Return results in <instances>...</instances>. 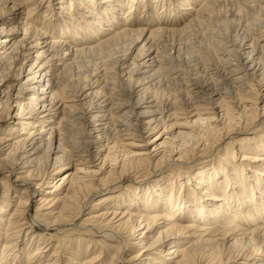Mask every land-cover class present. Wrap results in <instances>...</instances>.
Segmentation results:
<instances>
[{"label":"bare ground","instance_id":"obj_1","mask_svg":"<svg viewBox=\"0 0 264 264\" xmlns=\"http://www.w3.org/2000/svg\"><path fill=\"white\" fill-rule=\"evenodd\" d=\"M51 1L0 0V264H54L65 254L62 264H264V191L200 188L214 181L207 170L217 159L231 177L264 183L262 163L233 170L237 148L264 131V0L231 8L234 27L214 29V50L203 46L215 60L204 50L209 61L192 79L172 40L208 24L225 0ZM194 3L202 10L185 28L162 30ZM40 5L48 31L34 24ZM175 85L183 99L164 101L159 91Z\"/></svg>","mask_w":264,"mask_h":264},{"label":"rangeland","instance_id":"obj_2","mask_svg":"<svg viewBox=\"0 0 264 264\" xmlns=\"http://www.w3.org/2000/svg\"><path fill=\"white\" fill-rule=\"evenodd\" d=\"M56 2L57 0H52L51 2ZM155 1H158V3L160 4V5H162V0H155ZM178 1V3H176ZM180 0H176V4H177V6H180V2H179ZM206 1V0H205ZM227 1V2H226ZM235 1H236V4H235ZM31 2H29L28 4H30ZM195 3H198V2H195ZM195 3L192 5V6H194L195 5ZM204 4H205V2H203ZM242 2L240 1V0H225V1H222V3L220 2V4H218V5H220V7L219 6H216V7H214V9H213V11L212 12H214V13H211V14H209L210 16H208V15H206L204 18L207 20L208 19V17L210 18L208 21H207V23L208 24H206V23H204V24H202L200 27L199 26H196L197 28H194V30L192 29V30H189V31H187L189 34H187V35H185V36H188V37H185L184 36V34L182 35V40L184 41H182L181 40V38H174L172 41H170L171 39H169L168 41H170V42H168V43H170L169 45H172V43H173V47H174V49L172 50L173 51V53L176 51V50H178L179 51V60H180V67H181V69H182V71H184L185 72V76H187V79H192V78H198L200 75L202 76V72H203V70H202V64L203 63H201V62H204V64H205V61H209V59L210 60H215V53L213 54V53H211L210 52V50L213 48H211V45H209L208 46V44H210V36H211V34H215L214 32H215V30H218V29H220L221 27H223V29L224 30H226L227 28H229V30H230V28L232 29L234 26H232V25H235V23H236V17L234 18L233 17V20L234 21H232V13H231V11H232V9H234V11H236L237 12V9H238V12L240 11V10H242V13H244L243 12V10L245 9V7L243 6V4H241ZM179 4V5H178ZM185 4V3H184ZM234 4V5H233ZM240 4V5H239ZM252 4H258V1H256V3H252ZM229 5H230V7H229ZM31 5H29V6H27V8L28 7H30ZM41 6V5H40ZM38 7V9H37V11H35L36 12V15H35V18H36V20H35V22H34V24H35V26H36V28H38V29H41L42 28V30L43 29H48V27L46 28V26H43V25H45V17L46 16H44L47 12H48V9H45V7ZM46 6V5H45ZM195 6H197L196 8H200L199 7V4L197 5H195ZM228 7V9H227V7ZM127 8H128V6H126ZM172 7V6H171ZM203 7V6H202ZM223 7V8H222ZM243 7V8H242ZM222 8V9H221ZM232 8V9H231ZM195 10L196 12H194V10H193V8L189 11H182V13H180V14H178L175 18L176 19H173L172 21L171 20H166L165 18H164V21H162L161 22V25H160V27L162 28V30H164L163 28H164V26H166L165 27V30H171V29H174V27L176 26V28L177 29H183V28H185L187 25H188V23H190V21H191V19H195L196 18V16H198V12H200L201 10L199 9V10ZM217 9V10H216ZM221 9V10H220ZM226 9V10H225ZM45 10V11H44ZM141 10V9H140ZM172 10V9H171ZM221 12H219V11ZM125 11H127L126 10V8H125V10L123 9V14H124V12ZM216 11H217V13H216ZM245 11V10H244ZM185 12V13H184ZM192 12V13H191ZM193 12H194V14H193ZM241 12V11H240ZM247 12V11H246ZM24 13H25V11H23V17H24ZM188 13V14H187ZM196 13V14H195ZM223 13V14H222ZM154 14H156V13H154ZM166 14H169L168 12L166 13ZM189 14H191L189 17H190V21H189V17H188V15ZM217 15V16H215L214 17V15ZM220 14V15H219ZM182 15V16H181ZM226 15V16H225ZM194 16V17H193ZM208 16V17H207ZM213 16V17H212ZM263 16L264 15H262L261 17H259V18H263ZM137 18L139 17L140 18V16H139V12H138V14H137V16H136ZM218 17V18H217ZM222 19V20H224V22H222V20L220 19V18ZM229 17V19H227ZM255 18L257 17V16H254ZM253 16H252V19L254 18ZM138 18V19H139ZM254 18V19H255ZM258 18V17H257ZM256 18V19H257ZM163 19V18H162ZM204 19V20H205ZM166 20V21H165ZM211 20H212V22H211ZM228 20H230L229 22H228ZM168 21V22H167ZM169 21H171V22H169ZM213 21H214V23H215V25H214V23H213ZM227 21V22H226ZM257 21V20H256ZM174 23V25H173V23ZM203 22H205V21H203ZM172 23V24H171ZM187 25H186V24ZM220 23H223L224 25H221ZM234 23V24H233ZM169 24H171L170 26H168ZM219 24V25H218ZM227 24V25H226ZM152 25H155L154 23H152ZM164 25V26H163ZM213 25V26H212ZM218 25V26H217ZM163 26V27H162ZM168 26V27H167ZM183 26V28H181ZM204 26V27H203ZM220 26V27H219ZM135 27V26H134ZM151 27L153 28V29H155L154 27H159V25L158 26H147V29H151ZM159 27V28H160ZM173 27V28H172ZM214 27V28H213ZM159 28H156L157 30H161V29H159ZM170 28V29H169ZM175 28V29H176ZM200 29V30H199ZM202 29V30H201ZM203 29H204V31H203ZM213 29V30H212ZM215 29V30H214ZM49 30V29H48ZM47 30V31H48ZM206 30V31H205ZM198 31V32H197ZM200 32V33H199ZM204 32V33H203ZM205 32H207V34L205 33ZM210 32H212V33H210ZM50 33V32H49ZM192 33V34H191ZM204 35H202V34ZM210 33V34H209ZM53 35L54 36H56V39L59 37L60 39H62V41L64 40V42H69V40H72V37H71V35H61V33H59L58 31H56V30H54V33H53ZM199 35V36H198ZM208 35V36H207ZM61 36V37H60ZM184 37H185V39H184ZM206 39V40H208L209 39V41H205L204 40V38ZM207 37H209V38H207ZM97 38V37H96ZM95 38V39H96ZM189 40H188V39ZM102 39H104V38H102ZM102 39H100V40H102ZM181 41H180V40ZM191 39H193V40H191ZM94 39H91L90 41H93ZM175 40V41H174ZM181 42V43H176V42H179V41ZM88 41V40H87ZM191 41V42H190ZM198 43H197V42ZM83 42H85V41H83ZM172 42V43H171ZM196 42V43H195ZM199 42H202L200 45H199ZM207 42V43H206ZM78 43H82V40H79L78 39ZM98 44V41L96 42V41H94V42H92L91 44ZM175 43V44H174ZM186 44V45H185ZM203 44H206V46H207V48L208 49H210V50H207V48H205L206 46H203ZM168 45V46H169ZM170 47V46H169ZM178 49H177V48ZM198 48H199V51L197 52V50H198ZM202 48H205V49H203L202 50ZM180 49V50H179ZM192 50V51H191ZM197 52V54L195 53V51ZM207 51V52H209L208 54V56H209V59H208V56H207V52H205V51ZM212 50H214V49H212ZM211 50V51H212ZM194 52V53H193ZM204 52H205V54H204ZM204 54V55H203ZM210 54H211V56H213L212 58H211V56H210ZM184 56V57H183ZM203 56V57H202ZM206 56V57H205ZM200 58V59H199ZM202 58V59H201ZM206 59V60H205ZM202 60V61H201ZM184 61V62H183ZM110 62V61H109ZM91 63V64H90ZM88 62V63H86V65H84L82 68H84V69H82V70H84V72H88L91 68H93L92 67V65H93V63L92 62ZM88 64V65H87ZM200 64V65H199ZM187 65V66H186ZM87 66V67H86ZM87 70H86V69ZM185 69V70H184ZM188 70V71H187ZM202 70V71H201ZM190 72V73H189ZM196 72V73H195ZM88 74V73H87ZM190 77V78H189ZM183 86V85H182ZM180 86L179 85H175L174 86V88H171V89H169V91L170 90H172L171 92H169L168 91V89L166 90V89H164L163 91H165V93H163V91H159L160 92V96H164V98H165V96H166V98L165 99H163L164 101L166 100V99H168L169 97L172 99H176L177 98V100H179V101H181L183 98V92H180L177 88H179ZM181 88V87H180ZM182 89V88H181ZM178 91V92H177ZM163 94H162V93ZM180 92V93H179ZM264 92V91H263ZM170 93V94H169ZM172 94V95H171ZM162 100V101H163ZM177 100H176V102H177ZM8 123V122H7ZM253 133H255L254 131H252L251 132V134H253ZM241 135H239V137H240ZM262 137H264V131L263 130H261V132L253 139V140H250L247 144H245L241 149H238L237 148V152H236V156H237V158H236V162L234 163V169L233 170H235V169H246L247 167L243 164V162L244 161H246V162H249L250 164H260V163H262L263 165H264V160H259V161H248V160H242L241 158H240V156L242 155V154H244V153H250V154H252V155H254V156H259V155H263L264 154V139H262V143L260 144L258 141H261V140H259V139H261ZM219 139H220V137L217 139V142H215V143H213V142H211V141H216L215 139H212V140H210L209 142H208V144H207V146H206V148H210V147H212V146H217V144L216 143H218L219 142ZM209 143H211V145H210V147H208L209 146ZM198 147V146H197ZM225 147H227V146H225ZM197 150H200V147H198L197 148ZM225 151L224 150V147L223 148H221V149H218V151ZM205 151L204 150H202V152L201 153H204ZM213 152V151H212ZM200 153V154H201ZM211 153V152H210ZM200 154H197V155H200ZM216 155L214 154V155H212V157L210 158V159H202L201 161H198L197 162V164L196 165H194L193 167H195V168H193V167H191V168H193V170H197V172H201L203 169L201 168V167H203L205 164H203V165H200V164H202V163H204V162H209V161H211V160H213L214 159V157H215ZM253 169V168H252ZM154 170H156V169H151L150 171H154ZM217 170H222V173L221 174H219V175H216V171ZM260 170H262V172L264 173V168L261 166L260 167ZM63 171H65V169H61L58 173H57V175L58 174H60V173H62ZM149 171V172H150ZM187 171V169H185V168H183V169H180V168H177V170H175L174 172H176V173H180V172H186ZM232 171V167H228L226 164H224V163H222V161L220 160V159H217L216 161H214V162H212V165H211V167L207 170V174H208V176H211V178H214V181H212V184H208V183H204V184H201V186H200V188L201 189H203V190H205L204 189V186L205 187H207V186H209L208 187V191H213L215 194H218L219 192L220 193H223L226 189H228V188H231V187H233V188H236V190H239V191H245V192H247V191H249V192H251V193H256V192H260V191H264V183H262L261 181H258V182H256V180H253V179H250L249 177H243L242 175H237V176H234V177H231L230 176V172ZM196 171L195 172H193L192 173V178H194V180H196V179H198V178H196L197 177V175H194V174H196L197 173ZM175 173V174H176ZM144 173H143V171H140V172H138V173H134V174H132V176L133 177H137L138 176V178H137V180H140L143 176H145V175H143ZM174 174V175H175ZM193 175L195 176V177H193ZM186 179H188V180H190V177L189 176H186L185 177ZM196 178V179H195ZM261 180H263L264 181V176H262V178H261ZM125 181V180H124ZM123 181V182H124ZM138 182V181H137ZM136 183V182H135ZM168 184V183H167ZM139 188H140V186H138ZM142 187V186H141ZM145 186H143V188H144ZM167 189H168V187H167ZM145 190L146 189H144L143 191L145 192ZM149 191L147 190V192L146 193H148ZM170 192H173V193H180L181 192V190H179V185H177L176 187H173L172 189H170ZM11 195H13L14 193H10ZM193 195H192V199L193 198H197V197H195V191H193V193H192ZM8 197V196H7ZM33 199H34V201L30 204V206H29V210H30V212L32 213V212H34V209H35V206H36V204H37V199H38V195H36V193H34L33 194ZM1 199H2V197H0ZM211 202H213V201H211ZM15 204L14 203H12L11 204V206L9 207V209H12V207L14 206ZM29 205V204H28ZM243 205H245V203L243 204ZM87 211V210H86ZM86 211H85V213H86ZM258 213V212H257ZM253 217H259L258 215H253ZM3 228H5V226H1L0 227V233H1V237H0V246H1V244L4 242V240L2 239V237H3V235H2V230H3ZM37 232H38V234H43V233H45V232H47V231H45V229H37ZM23 241H25V247H26V245H31V247L33 246V248L35 247V245H36V243H34V242H32L31 243V241L30 240H28V238L27 237H25L24 238V234H23ZM26 241H27V243H26ZM35 241H36V238H35ZM34 243V244H33ZM135 250H136V248H134ZM94 252V251H93ZM92 252V253H93ZM94 254V253H93ZM66 260H68V255H61L60 256V258L54 263V264H62V263H64ZM258 260V259H257ZM263 260V259H262Z\"/></svg>","mask_w":264,"mask_h":264}]
</instances>
